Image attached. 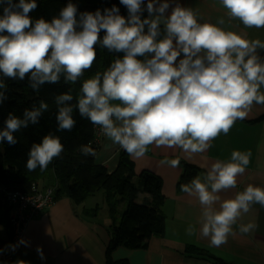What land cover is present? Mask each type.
<instances>
[{
	"label": "clouds",
	"instance_id": "clouds-1",
	"mask_svg": "<svg viewBox=\"0 0 264 264\" xmlns=\"http://www.w3.org/2000/svg\"><path fill=\"white\" fill-rule=\"evenodd\" d=\"M120 3L128 10L127 18L116 6L103 12H81L77 18V7L69 2L51 22L40 18L33 23L28 14L37 7L36 0H0L4 6L0 73L19 79L28 75L33 89L45 82L57 83L62 75L66 82L75 83L92 67L95 45L123 53L102 73L83 81L76 107L81 117L100 126L133 159L142 158L149 145L203 153L211 141L222 133L227 135L237 120L245 119L254 103L264 105L260 91L264 59L257 51L264 50V42L249 41L210 22L200 23L191 8L179 3L173 6L170 0H147L148 17L144 19V0ZM220 3L230 20H239L246 28H264V0ZM169 8L170 14L165 15ZM5 87L0 80V89ZM5 98L0 91V102ZM72 100L70 92L56 97L58 130L70 131L75 125L73 106L66 103ZM47 109L42 101L38 108L26 109L23 119L9 114L0 141L15 144L13 133L36 124ZM78 150L85 157L96 155L90 145H80ZM63 151L60 138L48 134L32 145L26 167L30 172L44 171ZM250 157L251 152L234 150L230 160L213 162L203 179L197 176L181 186L198 199L199 235L212 246L227 242L233 225L253 204L264 207V188L258 186L248 185L223 201L217 195L236 188L237 177L244 174ZM168 163L175 167L178 161ZM255 227L249 222L241 224L239 231L247 234ZM187 232L192 235L194 227L190 225ZM37 252L43 259L42 250L37 248Z\"/></svg>",
	"mask_w": 264,
	"mask_h": 264
},
{
	"label": "crops",
	"instance_id": "crops-1",
	"mask_svg": "<svg viewBox=\"0 0 264 264\" xmlns=\"http://www.w3.org/2000/svg\"><path fill=\"white\" fill-rule=\"evenodd\" d=\"M170 3L191 8L200 23L210 22L249 41L259 39L264 42V28H246L239 20H230L220 0H170ZM146 5L147 0H144ZM170 12L171 8L165 15ZM0 15H3L1 6ZM221 19L223 24L219 23ZM257 51L264 59V50ZM260 91L264 94V86ZM97 144L96 161L113 172L125 150L105 135L98 139ZM234 150L251 152L250 163L244 174L237 177L236 188L217 194L221 201L234 198L248 185L264 188V105L254 103L245 119L237 120L227 135L222 133L211 141V147L203 153L188 154L179 147L169 149L149 145L142 158L130 156L137 174L150 170L162 178V190L166 196L162 206L166 227L162 235L150 239L147 247L130 249L119 246L112 252V258L127 259L130 264H264V207L253 204L250 211L233 225V234L227 242L212 246L207 238L199 235L201 205L198 199L178 187L186 163L197 167V176L203 179L213 162L230 160ZM172 160L178 161L175 167L168 163ZM51 181L39 183L47 185ZM97 205L100 209L96 215L85 213L86 209ZM9 214L10 210L6 217H0V249L6 248L11 239ZM249 222L255 223L256 227L247 234L241 233L240 225ZM113 224L103 191L90 195L81 204L62 197L29 223L23 239L26 243L18 248L14 264H107V247ZM190 225L195 229L192 235L187 232ZM187 246L203 249L212 257L187 252ZM37 248L42 250L43 259Z\"/></svg>",
	"mask_w": 264,
	"mask_h": 264
},
{
	"label": "trees",
	"instance_id": "trees-1",
	"mask_svg": "<svg viewBox=\"0 0 264 264\" xmlns=\"http://www.w3.org/2000/svg\"><path fill=\"white\" fill-rule=\"evenodd\" d=\"M13 2L18 3V0ZM69 2L76 5L77 18L81 12L94 13L97 9L103 12L105 8L113 6L119 8L120 15L126 18L128 16V10L120 0H36L37 7L28 15L33 23L40 18L51 22ZM0 6L3 10L4 6ZM142 7L145 11L141 14V19H144L148 17V13L144 4ZM161 32L163 33V25ZM103 35L102 30L99 38L102 39ZM94 48L96 59L92 67L85 70L75 83L66 82L62 75L57 83L45 82L38 89H33L28 75L19 79L4 77L0 73V80L6 85L0 89L6 97L0 102V131L6 127L5 121L9 114L23 119L26 109L38 108L42 101L48 105V109L42 112L36 124L29 123L27 127L13 133L17 141L15 144H9L6 140L0 141V188L30 193L35 182L52 180L47 186H54L56 201L69 197L76 204H81L90 195L103 191L109 215L114 221L107 247V264H130L127 259L114 260L112 252L119 246L130 249L145 248L153 236L164 233L166 216L162 206L166 196L162 190V178L150 170L137 174L134 162L126 151L122 152L118 167L110 173L103 164L96 161V155L85 157L78 150L80 145H90L96 154L99 149L95 142L94 125L89 119L81 117L76 107L82 83L97 72L102 73L117 57L123 55L110 52L99 44ZM69 92L73 100L66 103L73 106L72 117L75 125L70 131L58 130L56 97ZM48 134L60 138L64 151L53 159L46 170L37 168L28 171L26 165L32 145L41 143ZM197 174L198 168L186 163L185 171L178 182L179 189L182 190V185L190 184ZM122 205H125L124 210H121ZM99 209L97 205L86 209L85 213L96 215ZM9 210L10 207L1 192L0 217H6ZM186 251L212 257L205 250L196 247L187 246Z\"/></svg>",
	"mask_w": 264,
	"mask_h": 264
},
{
	"label": "built area",
	"instance_id": "built-area-1",
	"mask_svg": "<svg viewBox=\"0 0 264 264\" xmlns=\"http://www.w3.org/2000/svg\"><path fill=\"white\" fill-rule=\"evenodd\" d=\"M95 128V142L104 134L100 126ZM10 207L9 225L11 239L6 248L0 249V264H14V257L29 223L43 210L50 208L57 201L55 199L54 186L41 185L35 182L30 193L12 190H0Z\"/></svg>",
	"mask_w": 264,
	"mask_h": 264
},
{
	"label": "rangeland",
	"instance_id": "rangeland-1",
	"mask_svg": "<svg viewBox=\"0 0 264 264\" xmlns=\"http://www.w3.org/2000/svg\"><path fill=\"white\" fill-rule=\"evenodd\" d=\"M123 209H125V205H123V206L121 207V210H123Z\"/></svg>",
	"mask_w": 264,
	"mask_h": 264
}]
</instances>
